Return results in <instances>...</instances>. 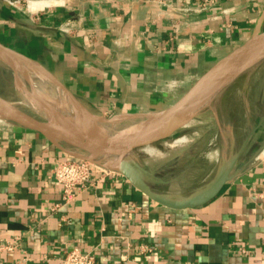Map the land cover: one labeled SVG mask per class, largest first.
<instances>
[{
  "label": "crops",
  "instance_id": "1",
  "mask_svg": "<svg viewBox=\"0 0 264 264\" xmlns=\"http://www.w3.org/2000/svg\"><path fill=\"white\" fill-rule=\"evenodd\" d=\"M258 23L263 30L264 0H0V42L101 116L171 106ZM263 60L240 82L229 120L216 99L203 110H215L218 135L232 134L230 146L216 149L238 157L233 177L198 206L163 205L120 171L96 166L87 187L66 201L51 169L72 156L40 131L0 116V264H62L74 247L96 264H264ZM4 67L0 97L42 119L14 102V73ZM195 149L192 143L155 159L134 157L153 176L138 173L168 198L193 195L222 167L185 176L180 161Z\"/></svg>",
  "mask_w": 264,
  "mask_h": 264
},
{
  "label": "water",
  "instance_id": "2",
  "mask_svg": "<svg viewBox=\"0 0 264 264\" xmlns=\"http://www.w3.org/2000/svg\"><path fill=\"white\" fill-rule=\"evenodd\" d=\"M264 58V29L258 23L248 40L217 60L190 89L171 106L150 114L118 113L101 116L85 109L64 88L56 86L52 76L37 62L0 42V62L28 82L30 87L46 99L61 97L75 110L68 118L59 119L50 115L46 108L39 106L35 99H27L42 119H37L15 107V104L0 97V116L17 121L40 131L56 147L66 154L80 159L102 163L120 171L140 190L155 201L173 208L193 207L214 196L222 185L233 177L231 169L238 157L235 153L226 166H222L214 178L195 194L180 199H171L153 191L138 173L153 176L152 170L140 166L132 152L140 146L154 143L171 136L192 118L209 107L213 98L240 74ZM54 82V83H53ZM30 105V103H29ZM141 117L139 122L121 127L123 121ZM105 125L120 123L114 129ZM70 143V147L62 144Z\"/></svg>",
  "mask_w": 264,
  "mask_h": 264
},
{
  "label": "rangeland",
  "instance_id": "3",
  "mask_svg": "<svg viewBox=\"0 0 264 264\" xmlns=\"http://www.w3.org/2000/svg\"><path fill=\"white\" fill-rule=\"evenodd\" d=\"M1 66H3V64L0 62V72H1V68L4 67V66L3 67ZM263 66H264V60L262 61L261 68ZM248 72L249 71H245L244 73L239 75V77L234 83H229L213 98V100L214 99L217 100V103H218L217 109L219 110L222 109V111H224L223 115L228 120L232 116L231 115L232 108H235V105H237L238 101L240 100V93H237L236 90L240 89L239 88L240 82H242V80L246 77V74ZM14 84L17 89V98L14 101L20 102V104L23 107L32 111L33 108L31 105L23 104L24 97L22 95V91L20 90L18 85H16L17 84L16 82H14ZM32 96H33L32 99H35L36 101H39L40 99H42L41 94L36 91L33 92V90H32ZM213 104L214 103L212 101L210 104V107H213ZM214 113H215V110H212V108L210 109L208 108L202 113H200L199 115L195 116L192 119L191 125L181 127L178 130H176L171 136L167 137L166 139L154 142L153 144L159 149H161L163 151L162 153L140 154L138 153L137 149H135L132 152L133 157H135L137 160H140V161L148 160L149 157L155 159V158H158V156H162V155L165 156L166 154L171 152L170 150L177 149L176 151H173V152L174 154L178 153L180 148H188L190 144L194 143L196 147L195 151H185L184 152L185 154L180 161V164H184V165L187 164L185 165L186 166L185 171H184L185 176H194V177L199 176L200 177L205 174L207 175L211 174L212 171H214L212 172V174L216 173V170L219 168L220 165L223 166L228 162L230 158V154H231V152L229 151H219L216 148H219L220 146L221 147L230 146V144L232 143L233 137L231 136L232 134L230 133L228 134L226 133L227 135H221V136L218 135L219 130L214 122ZM137 122H139V119L134 121L133 123H137ZM120 125L122 127L126 126V124H123V123H121ZM182 135L187 138L185 142L178 144L174 147L167 148V149L162 148L161 144L163 143V141L168 140V139H173L176 137H180ZM205 141L206 142L211 141L210 143H212V145L206 148ZM216 151H218L217 154H216ZM170 157H172V155H170ZM188 165L189 167H187ZM181 169L182 167L178 170L180 171ZM175 174H176V171H175Z\"/></svg>",
  "mask_w": 264,
  "mask_h": 264
},
{
  "label": "built area",
  "instance_id": "4",
  "mask_svg": "<svg viewBox=\"0 0 264 264\" xmlns=\"http://www.w3.org/2000/svg\"><path fill=\"white\" fill-rule=\"evenodd\" d=\"M62 29L65 30V28ZM99 161L100 163L71 157L59 159L53 163L51 177L61 186L64 200L74 199L87 187L93 166L103 171L115 170L102 164L105 163V159H99ZM62 264H96V259L92 254L81 252L74 247L64 254Z\"/></svg>",
  "mask_w": 264,
  "mask_h": 264
},
{
  "label": "bare ground",
  "instance_id": "5",
  "mask_svg": "<svg viewBox=\"0 0 264 264\" xmlns=\"http://www.w3.org/2000/svg\"><path fill=\"white\" fill-rule=\"evenodd\" d=\"M246 80H247V78H246ZM15 82L17 83L16 85H18V87L22 91V95L24 97L23 98V100H24L23 104L29 105L26 101H27V99H31L32 100V97H33L32 96V90H33V92H35L36 89L33 88V87H26L23 79L21 78V76L19 74H18ZM243 83L246 84L245 81ZM14 102L17 105H21L20 102H16V101H14ZM29 103L31 105V102H29ZM36 103L39 106H42V107L46 108L45 111L47 110V112L50 115L56 116L59 119L68 118L70 116L69 114H71L70 111L75 110L74 108H72V106L69 105V103H67V101L63 100L61 97H53V98L46 99L44 96H42V99H40ZM97 124L100 125V126H103L104 128H108V129H110V128L114 129L115 127L117 128V127L121 126V125L118 126V124H120V123H114V124L105 125L100 120L97 122ZM186 139L187 138L182 135L180 137H176V138H173V139L165 140V141H163V143L161 145H162L163 149H167V148L174 147V146H176L178 144H181V143L185 142ZM137 151L140 154H146V153H148V154H153V153L159 154V153L163 152L161 149L156 147L153 143H149L147 145L140 146V147L137 148Z\"/></svg>",
  "mask_w": 264,
  "mask_h": 264
}]
</instances>
